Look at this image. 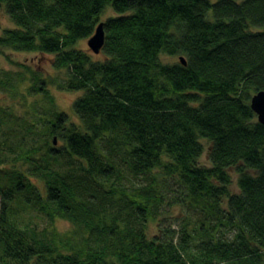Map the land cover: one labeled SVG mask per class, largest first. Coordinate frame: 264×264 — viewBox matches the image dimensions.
Listing matches in <instances>:
<instances>
[{"label":"trees","instance_id":"trees-1","mask_svg":"<svg viewBox=\"0 0 264 264\" xmlns=\"http://www.w3.org/2000/svg\"><path fill=\"white\" fill-rule=\"evenodd\" d=\"M1 12L15 28L0 52L52 55L66 77L18 64L30 78H0L14 98L28 83L25 114L0 106V264H264V125L251 108L264 0H0ZM101 23L96 61L75 45ZM49 85L83 92L79 123Z\"/></svg>","mask_w":264,"mask_h":264},{"label":"rangeland","instance_id":"rangeland-1","mask_svg":"<svg viewBox=\"0 0 264 264\" xmlns=\"http://www.w3.org/2000/svg\"><path fill=\"white\" fill-rule=\"evenodd\" d=\"M211 1L215 2L216 0ZM115 15V12L111 8H108L100 18V21L104 22L106 19ZM0 17L2 21V28L0 29L1 36L3 35L4 30L14 29L15 25L4 12L0 13ZM88 41L89 39L79 41L75 45V49L85 51L96 61L103 60L104 54H94L88 46ZM51 59H53L52 55H41L36 53H15L8 50H6L5 53L0 52V78H4L5 73H9L12 78H30V73L25 68L21 67V65H18L22 64L29 68L31 71L39 72L43 78H47L48 80L56 78L60 80L65 79L66 76L64 73L53 68ZM179 60V57L164 58V61L170 63H176L179 62ZM27 85L28 83L20 85L19 91L25 94V88L27 87ZM48 88L50 89V94L54 98L57 109L61 112L66 113L72 122L79 123L78 117L73 109V104L77 98L83 95V92H67L60 89L59 87L51 85H49ZM19 91L17 92L16 98H14L12 93L7 91V89L0 90V106H13L18 115H23L28 108L25 104H23V98L22 95L19 94ZM27 101L30 104H34L37 101V97L28 98ZM203 143L205 146V153L201 159V163L203 165L209 166L210 164L207 154L209 143L207 141H203ZM234 185H236V178L234 179ZM39 188L43 190V185L39 184ZM56 227L60 232H66L71 229V224L59 220L56 222Z\"/></svg>","mask_w":264,"mask_h":264},{"label":"water","instance_id":"water-1","mask_svg":"<svg viewBox=\"0 0 264 264\" xmlns=\"http://www.w3.org/2000/svg\"><path fill=\"white\" fill-rule=\"evenodd\" d=\"M104 45H105V31H104V24L101 23L96 28L94 35L89 39L88 46L94 54L99 55L101 54ZM180 61L183 64H186L185 58L181 57ZM251 108L258 116L259 123L264 125V91H260L252 97ZM54 144H56V141L54 142Z\"/></svg>","mask_w":264,"mask_h":264}]
</instances>
